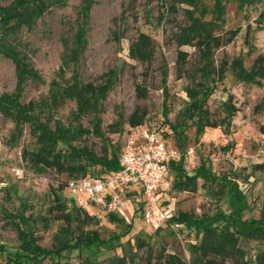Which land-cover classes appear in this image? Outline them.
Returning <instances> with one entry per match:
<instances>
[{
	"label": "rangeland",
	"instance_id": "1",
	"mask_svg": "<svg viewBox=\"0 0 264 264\" xmlns=\"http://www.w3.org/2000/svg\"><path fill=\"white\" fill-rule=\"evenodd\" d=\"M10 1L0 0L1 4ZM158 1L94 0L77 69L82 81L106 85L104 95L78 118L74 117L76 103L69 98L50 110L36 111L51 130L55 125L69 126L70 132L56 148L83 153L75 161L82 162L91 175L101 176L119 158L131 127L129 115L145 110V122L162 127L166 142L178 153L168 172L170 188L160 203L173 208V225L146 223L139 196L131 198L121 212L91 210L101 217L93 216L83 230L97 231L101 243L60 254L22 255L15 223L29 232L33 244L48 250L65 226L48 213L52 191L57 190L71 214V242L78 234L74 216L79 203L67 188L58 190L70 176L54 169L39 171L23 155L38 147L29 124L14 135L13 122L0 113V264H146L148 258L152 264H162L169 254L178 264H192L189 245L198 243L203 228L210 226L233 230L244 250L237 263L227 260L225 264H264V167L254 169L255 164L264 162V134L259 131L264 125V85L242 82L230 68L232 60L238 59L242 71L249 74L259 56L264 62V0H200L194 8L165 0L168 8L161 19ZM82 2L67 0L64 6H51L31 30L19 31L22 49L42 77L41 81L25 82L21 103L48 96L49 82L61 64L64 41L71 40L81 17ZM186 9L207 21L214 35L226 38L229 30H238L229 43L210 50L214 66L225 68L224 79L211 83L214 74L204 78L211 91L202 112L192 119L184 114L190 103L186 89L200 79L198 69L203 62L193 46H178L175 39L189 23ZM141 33L150 39L149 62L129 55L131 43ZM179 50L187 53L182 64L177 62ZM65 76H70L69 70ZM15 85L14 65L0 55V94L13 92ZM227 104L234 106L233 114L227 111ZM205 119L217 126H205ZM184 174H196L194 190H183L178 184ZM237 196L241 209L235 211L232 201ZM179 213L187 218L176 226Z\"/></svg>",
	"mask_w": 264,
	"mask_h": 264
},
{
	"label": "trees",
	"instance_id": "2",
	"mask_svg": "<svg viewBox=\"0 0 264 264\" xmlns=\"http://www.w3.org/2000/svg\"><path fill=\"white\" fill-rule=\"evenodd\" d=\"M66 2L67 0H11L7 4H1L0 2V55L11 60L16 74L14 91L0 94V113L13 122L12 134L14 135L22 132L24 124H29L30 134L38 145L34 151H24L23 155L27 156L31 165L39 171L54 169L56 172L66 173L72 178L84 175L87 172L81 164L82 162L75 161L83 153L78 152V150L66 153L56 148L57 143L68 135L70 127L55 125L54 129L51 130L39 119L36 110L37 108H40L39 112L42 109L50 110V108H55L62 100L69 98L73 99L76 103L74 117L78 118L82 114H87L92 109L95 100L104 95L106 85L97 87L90 82L82 81L77 69V64L86 46L87 18L90 6L94 3V0H83L82 2L80 9L81 17L77 20L76 30L71 40L65 39L64 41L61 64L55 77L49 82L48 96L38 101L30 100L25 103L19 101L23 85L28 79L42 80L41 75L29 62L26 53L22 49L21 41L18 38L19 31L22 28L31 30L36 20L51 6H64ZM173 2L194 8L199 4L200 0H173ZM158 7L162 10L158 16L161 19L164 17V9L168 8L165 6V0H159ZM185 12L189 17V23L183 26L175 37L177 45L188 44L193 46L198 51L199 58L203 62L202 66L198 69L200 79L194 83L193 87L186 89V95L190 98V103L184 109V114L187 118L192 119L202 112V106L207 99L208 93L211 91L204 84V78L214 74V77L209 78L211 83L220 82L224 79L225 68L223 65L214 66L209 59L210 50L229 43L236 36L238 30H229L228 37L222 38L213 34L212 26L203 20L200 15L194 17L188 9ZM248 30L249 28H247V33ZM129 55L134 59L149 62L151 59L149 37L143 33L139 34L136 41L132 42L129 47ZM186 55L185 51L179 50L177 62L182 64L185 61ZM230 68L238 80L264 85V62H262V56L257 58L256 64L252 67L249 74H245L242 71L238 59L232 60ZM67 70L70 71L68 78L65 76ZM139 95H143V93ZM226 109L229 114H233L235 110L231 104H227ZM145 116V110H141L139 113L133 111L129 115L128 124L131 127L140 126L145 122ZM200 118L202 117L200 116ZM203 123L205 126H217L215 122L207 119ZM259 131L264 134V125L259 126ZM117 167L118 160L109 171ZM261 167H264V162L254 165V169H260ZM178 184L183 190H194L196 186V174H184L183 180L178 182ZM63 188H65V182L58 186V190H62ZM238 199L237 196L232 201L235 211L241 209L238 206ZM48 213L53 219L61 220L65 223V226L59 229V234L55 235L53 247L48 250H42L38 245L33 244L29 232L20 228L18 223H15L18 238H20L19 248L22 255H28L31 252H34L35 255L60 254L64 250L77 248L81 245L90 246L95 242L101 243L97 231L83 230V227L92 221L93 216L80 207H78V212L74 216L77 219L76 230L78 234L72 237L74 240L71 242L69 236L72 233V217L57 190L52 191V201L48 208ZM184 218H187V215L179 213L175 220L178 223H182L185 220ZM42 219L47 220L45 217ZM261 220L264 221V211H262ZM171 222H173V217L171 218ZM137 243L139 246L144 245L143 242ZM189 249L192 264H225L227 260L237 263L238 258L241 260L244 256V250L239 245L238 236L233 230L228 229L227 226L223 228H219L218 226L204 227L199 242L190 244ZM146 264H152L150 258L147 259ZM162 264H178L177 258L173 254H169Z\"/></svg>",
	"mask_w": 264,
	"mask_h": 264
},
{
	"label": "built area",
	"instance_id": "3",
	"mask_svg": "<svg viewBox=\"0 0 264 264\" xmlns=\"http://www.w3.org/2000/svg\"><path fill=\"white\" fill-rule=\"evenodd\" d=\"M177 155V150L166 142L163 128L144 122L129 128L116 169L101 176L87 172L69 178L65 188L78 197L79 207L91 216L101 217L91 212L93 208L121 212L131 198L140 196L141 214L146 223L158 225L166 221L173 225V208L160 203L170 188L167 172Z\"/></svg>",
	"mask_w": 264,
	"mask_h": 264
},
{
	"label": "crops",
	"instance_id": "4",
	"mask_svg": "<svg viewBox=\"0 0 264 264\" xmlns=\"http://www.w3.org/2000/svg\"><path fill=\"white\" fill-rule=\"evenodd\" d=\"M170 169H171V166H169L168 172L170 171ZM168 172H167V175H168ZM166 191H167V190H166Z\"/></svg>",
	"mask_w": 264,
	"mask_h": 264
}]
</instances>
